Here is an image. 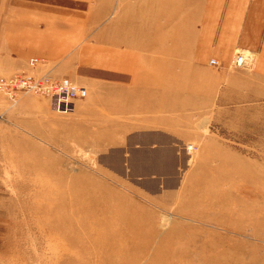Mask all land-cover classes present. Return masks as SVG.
I'll return each instance as SVG.
<instances>
[{"label":"crops","instance_id":"obj_1","mask_svg":"<svg viewBox=\"0 0 264 264\" xmlns=\"http://www.w3.org/2000/svg\"><path fill=\"white\" fill-rule=\"evenodd\" d=\"M122 2L0 0V75L49 73L88 90L63 113L44 96L15 105L14 124L31 137L27 167L90 170L76 172L82 181L73 182L92 196H122L127 205L108 213L119 219L128 211L131 224L142 219L146 230L153 210L132 196L158 204L166 203L162 196H187V144L201 153L240 152L210 125L231 120L217 106L264 100V0H146V34L112 16ZM237 50L254 53L250 68H228ZM32 58L45 63L31 67ZM9 107L0 95V112L8 115ZM104 211L98 231L117 233L114 218L110 231L100 225Z\"/></svg>","mask_w":264,"mask_h":264},{"label":"rangeland","instance_id":"obj_2","mask_svg":"<svg viewBox=\"0 0 264 264\" xmlns=\"http://www.w3.org/2000/svg\"><path fill=\"white\" fill-rule=\"evenodd\" d=\"M122 1L112 16L146 34V0ZM6 97L11 112H0V264H264V100L215 108L231 120L213 121L211 130L240 152L201 153L195 144L191 154L184 152L183 174L191 173L182 187L187 196H162L167 201L159 204L132 196L154 212L145 230L142 219L131 224L128 211L119 219L108 213L127 205L122 196H92L73 182L82 181L75 174L86 169L27 167L31 137L20 133L13 115L20 100ZM102 211V228L110 231L114 218L117 233L98 231Z\"/></svg>","mask_w":264,"mask_h":264},{"label":"built area","instance_id":"obj_3","mask_svg":"<svg viewBox=\"0 0 264 264\" xmlns=\"http://www.w3.org/2000/svg\"><path fill=\"white\" fill-rule=\"evenodd\" d=\"M253 54L250 50H237L231 56L228 67L230 69H248L247 64L254 60ZM44 63V60L38 58L29 60L31 67ZM210 64L219 66L220 62L212 58ZM0 94L8 96L15 102L26 94L48 97L52 109L63 113L70 110L75 100L85 98L88 95V90L69 78H57L49 73L35 76L21 70L10 75L0 76ZM195 149H197V146L194 144L190 143L186 146L188 154H191Z\"/></svg>","mask_w":264,"mask_h":264},{"label":"bare ground","instance_id":"obj_4","mask_svg":"<svg viewBox=\"0 0 264 264\" xmlns=\"http://www.w3.org/2000/svg\"><path fill=\"white\" fill-rule=\"evenodd\" d=\"M254 55V54H253ZM254 61V60H253ZM253 61L251 62V63H248L247 65V68H250L251 66H252V64H253Z\"/></svg>","mask_w":264,"mask_h":264}]
</instances>
